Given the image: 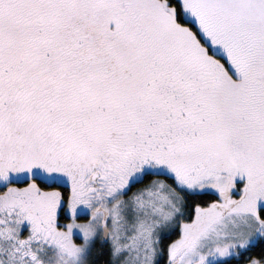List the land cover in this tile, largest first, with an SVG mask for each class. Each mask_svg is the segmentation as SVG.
<instances>
[{"label":"snow or ice","instance_id":"snow-or-ice-1","mask_svg":"<svg viewBox=\"0 0 264 264\" xmlns=\"http://www.w3.org/2000/svg\"><path fill=\"white\" fill-rule=\"evenodd\" d=\"M0 264H264V0H0Z\"/></svg>","mask_w":264,"mask_h":264}]
</instances>
